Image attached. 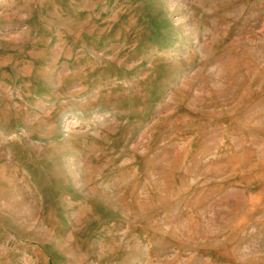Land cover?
I'll list each match as a JSON object with an SVG mask.
<instances>
[{
	"label": "rangeland",
	"instance_id": "obj_1",
	"mask_svg": "<svg viewBox=\"0 0 264 264\" xmlns=\"http://www.w3.org/2000/svg\"><path fill=\"white\" fill-rule=\"evenodd\" d=\"M0 264H264V0H0Z\"/></svg>",
	"mask_w": 264,
	"mask_h": 264
}]
</instances>
